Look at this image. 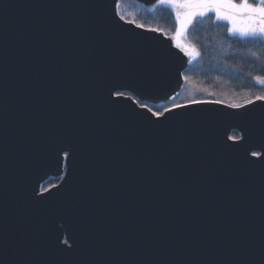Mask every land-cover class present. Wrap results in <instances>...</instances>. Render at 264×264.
<instances>
[{
    "label": "water",
    "instance_id": "95a60500",
    "mask_svg": "<svg viewBox=\"0 0 264 264\" xmlns=\"http://www.w3.org/2000/svg\"><path fill=\"white\" fill-rule=\"evenodd\" d=\"M119 2L0 0V264H264V102L153 115L190 59Z\"/></svg>",
    "mask_w": 264,
    "mask_h": 264
},
{
    "label": "trees",
    "instance_id": "16d2710c",
    "mask_svg": "<svg viewBox=\"0 0 264 264\" xmlns=\"http://www.w3.org/2000/svg\"><path fill=\"white\" fill-rule=\"evenodd\" d=\"M122 19L147 29L163 32L173 37L177 22L173 10L157 5L151 9L134 0H121L118 7ZM212 18H196L187 33V43L201 55L193 60L184 72L185 85L181 94L169 103L158 106L148 105L155 113L193 101L221 102L232 105L246 104L264 95V86L253 78L264 76V45L243 43L228 33V25ZM256 52L259 59L253 57ZM232 137H240L233 132ZM60 179L50 178L42 189L47 190L58 184Z\"/></svg>",
    "mask_w": 264,
    "mask_h": 264
},
{
    "label": "snow or ice",
    "instance_id": "6c2138e0",
    "mask_svg": "<svg viewBox=\"0 0 264 264\" xmlns=\"http://www.w3.org/2000/svg\"><path fill=\"white\" fill-rule=\"evenodd\" d=\"M160 2L170 4L174 3L175 0H160ZM176 7L182 10L177 12V21L180 25L177 29V35H180L197 17H208L211 19L212 17L209 16L211 13L217 22H226L228 33L238 38L241 42L264 45V0H182V2L176 3ZM139 27H142V25ZM177 47H181V45L177 44ZM185 53L191 57L187 63H191L201 55L195 46L186 48ZM251 55L257 59L260 58L256 52H251ZM253 79L259 85L264 86V76H255ZM117 95H120V93H117ZM255 99L264 102V95H257ZM192 103L200 104L204 102L193 101ZM247 103L253 102L249 100ZM261 106L264 107V104ZM231 107L239 108L242 106L232 104ZM153 115L162 116L163 113H153ZM229 138L244 140L245 143L248 142L243 136ZM238 147H242V145H238ZM252 155L255 157L260 154L253 152ZM55 162L58 164L59 159L57 158Z\"/></svg>",
    "mask_w": 264,
    "mask_h": 264
},
{
    "label": "rangeland",
    "instance_id": "374dc122",
    "mask_svg": "<svg viewBox=\"0 0 264 264\" xmlns=\"http://www.w3.org/2000/svg\"><path fill=\"white\" fill-rule=\"evenodd\" d=\"M179 2H182V0H175L174 3H170V4H164V3H161L159 1L158 5L160 6H167L169 8H171L175 14V18H176V22H177V27H176V32L173 36V40H174V44L175 46L177 47V44H180L181 47H178L179 49L183 50L185 52V49L186 48H189V44L187 43V33H188V30L190 28V26L192 25H189L187 26L182 32L180 35H177V29L180 27L178 21H177V12L178 11H182L181 9L177 8L176 7V3H179ZM211 14V13H210ZM198 18V17H197ZM226 23V22H224ZM191 59V57H190Z\"/></svg>",
    "mask_w": 264,
    "mask_h": 264
},
{
    "label": "bare ground",
    "instance_id": "6f19581e",
    "mask_svg": "<svg viewBox=\"0 0 264 264\" xmlns=\"http://www.w3.org/2000/svg\"><path fill=\"white\" fill-rule=\"evenodd\" d=\"M121 1V0H120ZM119 4H120V2H119ZM119 4H118V7H119ZM118 13H119V11H118ZM120 15V14H119ZM121 17V16H120ZM244 105V104H243Z\"/></svg>",
    "mask_w": 264,
    "mask_h": 264
}]
</instances>
